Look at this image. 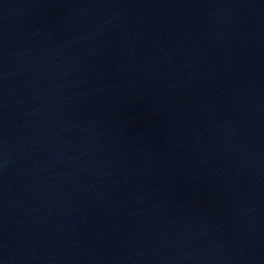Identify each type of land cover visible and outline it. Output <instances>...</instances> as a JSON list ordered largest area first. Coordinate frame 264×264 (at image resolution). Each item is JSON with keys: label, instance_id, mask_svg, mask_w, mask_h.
<instances>
[{"label": "water", "instance_id": "1", "mask_svg": "<svg viewBox=\"0 0 264 264\" xmlns=\"http://www.w3.org/2000/svg\"><path fill=\"white\" fill-rule=\"evenodd\" d=\"M0 264H264V0H0Z\"/></svg>", "mask_w": 264, "mask_h": 264}]
</instances>
